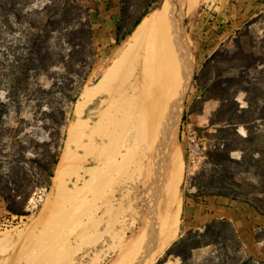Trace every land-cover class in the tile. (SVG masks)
I'll list each match as a JSON object with an SVG mask.
<instances>
[{
    "label": "rangeland",
    "instance_id": "rangeland-1",
    "mask_svg": "<svg viewBox=\"0 0 264 264\" xmlns=\"http://www.w3.org/2000/svg\"><path fill=\"white\" fill-rule=\"evenodd\" d=\"M7 1L14 2L15 8L21 9L32 18L37 17L36 10L47 4L69 7L77 6L79 3L85 7L89 6L92 13L97 5L102 8L103 2V0ZM121 2L122 10L117 17L115 29L116 33L124 34L144 12L148 10L151 13L158 2H162V5L164 0ZM208 2L209 0H200L199 6L185 17L184 22L185 30L193 44L195 69L186 93L179 127L178 144L185 162L181 187L183 197L181 232L153 264H242L245 260H248L247 264H264V229L254 236L256 240L263 242L255 251L245 250L242 240L239 241L232 228L224 224H216L208 230L198 227L186 230L184 204L186 198L193 194L206 197L209 196L205 195L206 193L224 190L239 200L256 204L264 214V119L261 118L264 116V14L239 31H234L230 27L227 34L223 31L216 34L222 37L225 35L222 38L224 42L218 48L212 49L219 41L212 42L213 39L205 37L204 25L197 23L206 22V18L201 20L202 17H199L203 12H210L213 22H216L218 12L222 9L218 8L215 13L213 9H209ZM11 19L15 21L13 15ZM78 20L73 19L72 24L77 26ZM14 25V31L17 32L10 34L11 39L17 38L25 28H28L26 25ZM128 38L121 44L113 42L110 45L100 43L97 38L95 52L92 55L85 39L82 40L83 46L75 48L70 37L56 33L47 43L55 47V53L47 61L46 67L38 65L33 67L31 77L28 79L17 80L10 85L0 83V110H5V114L0 117V158L5 162L0 172L4 177L0 181V264H27V258L33 249L30 239L33 235L41 233L42 226L44 228L48 224L57 225L60 229L70 222H73L71 228L75 230L71 246H77L85 234H91L96 230L104 232L110 227V234H106L96 245L83 248L75 257L76 264H110L116 257V253L112 252L113 248L120 242L124 244L131 240L144 226L147 201L144 176L140 179L138 171L141 167L146 170L148 161L143 160V165L141 162L136 163L138 165L134 164L130 169L121 166L114 168L111 157L117 148L103 157L100 175L102 177H97L98 180L94 183L85 185L89 178L88 172L98 164L93 157H90L91 161L89 160L82 171L81 174L84 176L82 179L67 178L69 187H83L77 194V201L57 202L56 194L53 192L54 177L50 190L36 189L33 192L26 205L28 215L18 216L10 213L2 195V191L9 185L10 177H7V173L12 168V160L21 162V166H24L29 176L35 180L34 184L42 182L45 178L43 170L30 158H35L42 164L47 163L48 150H55V144L58 142L54 124L47 119L46 112L53 111L57 114L62 110L73 112L72 115H68L70 122L65 130L68 139L69 127L77 120L76 103L72 102V98L78 95L79 100L85 87L93 86L101 79L108 67L117 59ZM27 52L28 49H25L24 53ZM216 53L220 55L209 63ZM0 60L8 66V60L4 55L0 56ZM92 60L93 66L90 69ZM86 73H89V76L84 80L82 75ZM117 86L118 84L113 85ZM254 86H258L261 92L245 90ZM43 90L53 92L46 94ZM104 98L107 96L98 97L91 107L94 111H87L83 115V118L90 119L92 125L98 120L100 112L108 107V103L102 104ZM223 102L227 105L220 110ZM117 103L110 111L104 129L95 136L98 140L95 143L96 158L101 152L102 138L107 137L106 142H109L112 133L116 134L126 126L124 111L121 110V104ZM251 104L255 113L245 111ZM211 119H214L217 125L212 126ZM230 122L233 123L231 130L218 132L219 127L225 128ZM135 125L133 122L131 133L126 140L128 149L135 144ZM103 133L105 134L102 135ZM221 136H226V139L219 138ZM249 136L258 139L254 143L246 142L245 139ZM193 137L197 138L195 143L192 141ZM89 143L87 137L81 140V145H90ZM225 143H230L236 148L230 152L233 161L216 164L208 153L217 145L224 148ZM143 144L139 148L142 156L143 153L144 155L148 153L147 143ZM83 152L82 149L78 151ZM252 157L259 161L256 162ZM90 202L93 203L89 207V214L80 220L79 214ZM56 209H62L63 213ZM60 213L62 214L59 216ZM46 220L48 224H45ZM218 233H221V236ZM253 256H256L255 260L252 259ZM51 262L50 264H69L66 261ZM33 263L35 262L30 264Z\"/></svg>",
    "mask_w": 264,
    "mask_h": 264
},
{
    "label": "bare ground",
    "instance_id": "bare-ground-1",
    "mask_svg": "<svg viewBox=\"0 0 264 264\" xmlns=\"http://www.w3.org/2000/svg\"><path fill=\"white\" fill-rule=\"evenodd\" d=\"M199 3L200 0H165L159 8L144 17L113 64L96 84L86 85L76 102L77 120L69 127L66 148L53 178V192L58 203L62 200L63 203L65 200L77 201V194L83 187H69L67 178L82 179L84 176L81 173L90 157L95 158L98 164L88 172L89 178L85 185L98 180L97 177L102 175L103 157L115 148L117 151L111 157L114 168L121 166L130 169L132 165H138L136 163L148 161L147 169L141 167L138 171L140 179L144 176L147 201L144 226L131 240L124 244L120 242L113 248L116 257L110 264H153L180 235L183 213L181 187L185 162L178 144L179 127L186 93L195 69L193 44L184 22L185 17L192 14ZM114 84L118 86L113 87ZM104 95L107 98L103 99L102 104L108 103V107L100 112L98 120L92 125L90 119L83 118V115L89 105ZM117 102L124 111L126 126L116 134L112 133L109 142H106L107 137L102 138L101 152L96 158L95 143L98 140L95 136L104 129L106 119ZM133 122L136 123L135 144L128 149L126 140ZM86 137L90 145H81V140ZM144 142L147 143L148 153L142 156L139 148ZM80 149L84 152L78 153ZM92 203L85 205V208L82 206L80 220L89 214ZM56 210L63 213L62 209ZM38 219H41L40 216ZM47 221L45 224H48ZM72 223L64 224L60 229L57 225L42 226L41 233L30 239L33 249L27 264H50L54 260L76 264L75 257L83 248L96 245L111 232L110 227L104 232L96 230L83 235L77 246H71L75 233L71 228ZM72 226L75 229L74 224Z\"/></svg>",
    "mask_w": 264,
    "mask_h": 264
},
{
    "label": "trees",
    "instance_id": "trees-1",
    "mask_svg": "<svg viewBox=\"0 0 264 264\" xmlns=\"http://www.w3.org/2000/svg\"><path fill=\"white\" fill-rule=\"evenodd\" d=\"M69 1V0H67ZM14 2L10 3L7 0H0V56L4 55V57L8 60V66L4 62L0 60V83L9 84L11 82L17 80L28 79L31 77V71L35 66H45L47 65V61L50 57L55 53V47L50 46L48 41L55 35L66 34L67 37H70L76 47L83 46L82 40L85 39L87 41V45L90 46L91 54L93 55L95 52V46L97 41V32H96V22L95 16L97 15L98 10L95 9L90 12L91 8L89 6H84L82 4L77 3V6L70 5L65 7H56L53 5H45L43 8L36 10L35 14H37L36 18L29 17V15L25 14L21 9L15 8ZM162 2H158L157 6L153 9H157L160 7ZM150 11L144 12L132 25V28L129 29L126 33L121 34L117 33L116 42L117 44H121L125 41L134 30L140 25L144 17H146ZM11 15L15 17V21H12ZM79 19L77 21V26L72 24L73 19ZM14 24L19 26H28L25 28L21 35L17 38H10V34L17 32L14 31ZM14 31V32H13ZM76 39V40H73ZM28 49L27 53H24V50ZM220 53H216L214 55V59L209 63L214 61ZM93 66V60L90 64V69ZM46 67V66H45ZM89 73L82 75L84 80H87ZM14 90V89H13ZM247 92H261V89L258 86H254V88H245ZM46 94H52L51 90H43ZM78 101V95L72 98V102L76 103ZM3 105V104H1ZM226 102H223L221 109L226 106ZM252 104L249 105L248 108L245 109L246 112L252 111ZM222 112V111H221ZM5 114V110H0V117ZM47 119L50 120L54 124L55 135L57 136V143L55 144V150H48L47 163L42 164L38 162L35 158H30L33 162L38 164L40 168L43 170L45 178L39 184H34L35 180H33L28 171L24 166H21V162L19 160H12V168L7 173V177H10L8 181L9 185L6 186V190L2 191V195L4 196L7 204L8 210L10 213L18 216L28 215L29 212L26 210V205L28 204L32 194L36 189H46L50 190L52 186V178L55 175V169L58 166L60 158L63 154V150L65 148V141L67 139V131H65L69 125L70 118L68 115H72V111H61L60 113H55L53 111H47ZM264 114V109H263ZM264 119V116L261 117ZM185 119V116H184ZM246 124L247 122H242ZM211 125L215 126L217 123L214 119H211ZM233 123H229L225 126V128L219 127L218 132H224L231 130ZM226 136H221L219 138L226 139ZM258 137H247L245 139L246 142L254 143L256 142ZM222 146H215L213 150H211L208 155L216 164L226 163L228 161H233L230 158V152L236 150L234 146L230 143H225L224 148ZM20 159V158H18ZM253 160L258 162L259 160L252 157ZM4 160L0 158V172L4 168ZM4 179L2 174L0 173V181ZM31 187L32 190L29 191ZM205 195L209 196H226L233 197L238 199L236 196L225 192L224 190H219L214 193H206ZM248 202L259 211V207L249 201ZM216 224H224L232 228V231L236 234V237L240 241V235L237 232V229L228 221H215L213 224L207 225L206 229L215 226ZM221 233H218L220 235ZM221 236V235H220ZM199 246H196V248ZM255 260V256L252 257ZM248 260L243 261L242 264H247Z\"/></svg>",
    "mask_w": 264,
    "mask_h": 264
},
{
    "label": "crops",
    "instance_id": "crops-1",
    "mask_svg": "<svg viewBox=\"0 0 264 264\" xmlns=\"http://www.w3.org/2000/svg\"><path fill=\"white\" fill-rule=\"evenodd\" d=\"M208 4L209 9H213L215 13L218 8L222 9L218 12L216 22H213L210 12H203L199 17H202L201 20L206 18V22L197 23L204 25L205 37L213 39L212 42L219 41L212 49L218 48L224 42L222 38L225 35L222 37L216 34L221 31L227 34L230 27L234 31H239L264 14V0H209ZM101 5L102 8L99 5L96 7L97 38L100 43L110 45L116 42L115 25L123 4L121 0H103ZM95 101L87 107L85 113L94 111L91 107ZM184 210V217L187 220L186 230L206 228L214 221H228L237 229L245 250L255 251L263 245V242L256 240L254 236L264 229V214L248 202L233 197H198L193 194L186 198Z\"/></svg>",
    "mask_w": 264,
    "mask_h": 264
},
{
    "label": "built area",
    "instance_id": "built-area-1",
    "mask_svg": "<svg viewBox=\"0 0 264 264\" xmlns=\"http://www.w3.org/2000/svg\"><path fill=\"white\" fill-rule=\"evenodd\" d=\"M196 140H197L196 137H193V138H192V141H193L194 143L196 142Z\"/></svg>",
    "mask_w": 264,
    "mask_h": 264
},
{
    "label": "water",
    "instance_id": "water-1",
    "mask_svg": "<svg viewBox=\"0 0 264 264\" xmlns=\"http://www.w3.org/2000/svg\"><path fill=\"white\" fill-rule=\"evenodd\" d=\"M165 1V0H164ZM184 26H185V24H184Z\"/></svg>",
    "mask_w": 264,
    "mask_h": 264
}]
</instances>
